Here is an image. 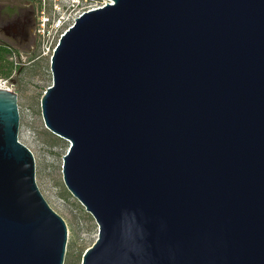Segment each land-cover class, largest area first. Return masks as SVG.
<instances>
[{"label": "water", "instance_id": "95a60500", "mask_svg": "<svg viewBox=\"0 0 264 264\" xmlns=\"http://www.w3.org/2000/svg\"><path fill=\"white\" fill-rule=\"evenodd\" d=\"M62 35L41 97L81 264H264V0H109ZM0 89V264H63L67 225Z\"/></svg>", "mask_w": 264, "mask_h": 264}, {"label": "rangeland", "instance_id": "374dc122", "mask_svg": "<svg viewBox=\"0 0 264 264\" xmlns=\"http://www.w3.org/2000/svg\"><path fill=\"white\" fill-rule=\"evenodd\" d=\"M34 8L28 0H0V41L12 46L17 53L12 60L20 66L7 85L17 95L18 141L33 155L38 190L67 225L63 264H81L85 251L98 238V225L64 185L62 156L69 144L44 126L40 104L52 85L51 56L40 55L31 39L21 33L22 16Z\"/></svg>", "mask_w": 264, "mask_h": 264}, {"label": "built area", "instance_id": "2783aa9c", "mask_svg": "<svg viewBox=\"0 0 264 264\" xmlns=\"http://www.w3.org/2000/svg\"><path fill=\"white\" fill-rule=\"evenodd\" d=\"M108 4L109 0H35V37L40 55L52 57L62 35L74 26L76 19ZM7 84L8 80L0 79V89L10 91Z\"/></svg>", "mask_w": 264, "mask_h": 264}, {"label": "trees", "instance_id": "16d2710c", "mask_svg": "<svg viewBox=\"0 0 264 264\" xmlns=\"http://www.w3.org/2000/svg\"><path fill=\"white\" fill-rule=\"evenodd\" d=\"M35 3V0H28ZM17 53L9 44L0 41V79L8 80L11 78L13 73L19 70L18 65L12 60Z\"/></svg>", "mask_w": 264, "mask_h": 264}, {"label": "flooded vegetation", "instance_id": "af4514ba", "mask_svg": "<svg viewBox=\"0 0 264 264\" xmlns=\"http://www.w3.org/2000/svg\"><path fill=\"white\" fill-rule=\"evenodd\" d=\"M1 16V14H0ZM22 25H21V33L22 35L25 34L31 39V43L36 46L37 38L35 37V27H36V22H35V14L34 10H29L22 16Z\"/></svg>", "mask_w": 264, "mask_h": 264}]
</instances>
